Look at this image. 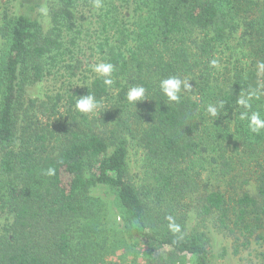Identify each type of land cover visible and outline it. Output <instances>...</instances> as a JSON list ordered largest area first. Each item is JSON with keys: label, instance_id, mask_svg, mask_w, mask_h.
<instances>
[{"label": "trees", "instance_id": "obj_1", "mask_svg": "<svg viewBox=\"0 0 264 264\" xmlns=\"http://www.w3.org/2000/svg\"><path fill=\"white\" fill-rule=\"evenodd\" d=\"M83 1L20 0L16 13L0 12V264H104L118 248L91 195L99 187L148 264H164L155 255L163 248L178 264H209L206 234L187 231L186 200L196 217L264 230V131L250 133L240 118L264 116V0H114L129 5L130 21L100 0L89 36L97 63L114 65L112 86L96 75L67 96H30L62 67ZM172 76L190 85L178 103L159 87ZM136 85L146 99L135 107L126 93ZM251 91L259 98L249 110L237 101ZM88 93L102 106L85 114L75 105ZM131 147L144 152L138 181Z\"/></svg>", "mask_w": 264, "mask_h": 264}, {"label": "rangeland", "instance_id": "obj_2", "mask_svg": "<svg viewBox=\"0 0 264 264\" xmlns=\"http://www.w3.org/2000/svg\"><path fill=\"white\" fill-rule=\"evenodd\" d=\"M19 2L20 0H0V12L16 13ZM44 2H48V0H44ZM100 2L102 4V1ZM112 4L114 15L119 21H124V19L128 21L131 18L129 5L125 7L121 2L115 1L114 3V0H111ZM103 9L102 6L95 7V0L83 1L76 7L73 31L66 38V47L69 52L63 57L62 67L53 69V72L51 71V74L42 83L31 88L30 96L42 97L45 93L53 97H56V94L67 96L74 91H80L96 76L91 70V66L97 64L95 54L97 39L89 36V33L94 28L92 24L96 20L97 14ZM43 10L42 14L44 17L46 16L43 26L48 27L51 21L47 17V9ZM67 26L68 24L65 25V27ZM70 40L73 41L70 42ZM143 153L142 149L135 147H131L129 150V167L136 181L141 173L139 168L143 164ZM91 195L103 202L110 217L111 227L108 232L113 236L112 247L118 248L113 252L115 254L110 253V256L106 257L104 264H148V261L146 263L145 259L134 253L135 248L127 240L120 213L114 205L113 195L104 187L92 189ZM186 201L184 210L188 213L187 231L206 234L209 241V264H264V230L254 228L251 231H245L244 228L233 225L232 221L231 223L226 221L227 225L222 226L209 218L196 217L192 211L196 202L194 200ZM121 254H125V257L120 258ZM155 255L160 256L164 264H172V262L178 264L176 257L169 255L167 248H163L158 253L155 252ZM188 263L189 261H185V264Z\"/></svg>", "mask_w": 264, "mask_h": 264}, {"label": "clouds", "instance_id": "obj_3", "mask_svg": "<svg viewBox=\"0 0 264 264\" xmlns=\"http://www.w3.org/2000/svg\"><path fill=\"white\" fill-rule=\"evenodd\" d=\"M95 7H101L100 0H95ZM43 12L44 10L41 9ZM217 61L215 59L210 61V67H216ZM258 74L264 73V62H259L257 64ZM91 70L97 75L98 78L103 79V84L105 86H112L114 80L112 78V73L114 72V65L108 62H100L91 66ZM159 87L162 93L168 98L169 101L180 102V92L182 87L187 89L190 88L188 82L181 80L178 77L172 76L160 81ZM146 89L142 85L132 86L128 89L126 93L127 101L129 104H132L136 107L138 102L144 101L146 99L145 96ZM253 97L259 98V95L255 91L249 92L247 97H241L238 99L237 103L243 106L245 109H251L252 105L250 103ZM102 105L99 101L96 100L95 96L92 94H87L81 96L76 101V109L81 113H92L96 109L100 108ZM219 108H223V102H221L218 106ZM218 107L214 105L207 106V113L216 117L218 115ZM241 120H247V129L250 133L254 135H259L262 131H264V116L261 115L259 111H252L251 115H249L248 111H245L240 114ZM54 169L49 168L47 170V175H53ZM168 221V228L173 233H181L180 225L176 224L174 218L172 216L166 217ZM183 238L182 235L180 237Z\"/></svg>", "mask_w": 264, "mask_h": 264}]
</instances>
